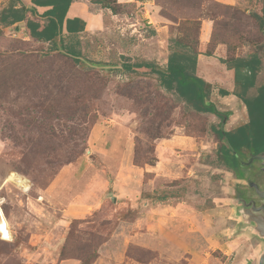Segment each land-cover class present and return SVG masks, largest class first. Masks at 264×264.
<instances>
[{"label": "rangeland", "instance_id": "rangeland-1", "mask_svg": "<svg viewBox=\"0 0 264 264\" xmlns=\"http://www.w3.org/2000/svg\"><path fill=\"white\" fill-rule=\"evenodd\" d=\"M9 1L0 0V11ZM117 1V14L93 0L73 1L72 14L77 7L99 14L82 36L78 67L95 72L97 92L75 84L65 97L50 94L57 88L35 68L12 84L0 65V264H233L232 242L252 234L235 201L251 193L217 158L211 126L219 120L191 113L156 74H130L122 64L161 69L190 44L201 56L195 74L211 86L227 131L246 111L220 96L234 88L220 60L258 54L256 84L264 85L259 0ZM0 28V54L21 48L22 33ZM125 86L135 99L123 96ZM253 244L260 255L264 240Z\"/></svg>", "mask_w": 264, "mask_h": 264}, {"label": "trees", "instance_id": "trees-1", "mask_svg": "<svg viewBox=\"0 0 264 264\" xmlns=\"http://www.w3.org/2000/svg\"><path fill=\"white\" fill-rule=\"evenodd\" d=\"M74 0H30L26 5L23 0H10L8 5L0 11V27L14 26L16 33H22L28 40H20L19 47L0 54V65L3 73L12 84L23 82L31 75L30 69L43 74L42 80L50 79L55 85L49 90L50 94L67 96L68 89L74 90V85H81L82 89L90 90L94 81L95 72L90 69H79L81 57V40L85 30V22L80 18H67V12ZM259 15L255 16L264 45V0H259ZM93 4L101 9L117 14L120 4L117 0H93ZM37 7L47 8L43 13ZM0 28V36H2ZM177 43V41H175ZM47 46L46 52L43 47ZM33 46L37 49H31ZM187 47L186 52H173L167 57L166 67L158 69L154 63L122 64V69L130 74H156L157 81L164 91L174 94L181 100L191 113L209 114L219 120L218 126H211V131L219 142L217 158L219 163L236 175L240 180L245 173L243 162L250 156L264 153V85L256 84L258 73L263 67V60L256 53L248 57H231L221 59L220 62L233 72L234 88L232 92L219 91L221 97L233 95L245 108L246 120L236 127L225 131L226 115L219 112L210 101L211 86L195 74L198 52L193 46ZM207 54L206 57H211ZM35 75V74H33ZM31 78H33L31 76ZM29 78V79H31ZM12 79V80H11ZM17 81V82H13ZM43 92V103L50 99L48 86ZM97 85H93L94 89ZM22 87V85H21ZM99 87L95 89L97 92ZM123 96L135 99V89L126 87ZM96 94V93H95ZM96 96H98L96 94ZM88 95L82 97L84 105ZM92 99H95L90 95ZM61 99V100H60ZM61 102V97H53ZM162 136L153 135L157 140ZM140 157L137 154L136 160ZM155 159V157H153ZM149 162V161H148ZM147 162V163H148Z\"/></svg>", "mask_w": 264, "mask_h": 264}, {"label": "crops", "instance_id": "crops-1", "mask_svg": "<svg viewBox=\"0 0 264 264\" xmlns=\"http://www.w3.org/2000/svg\"><path fill=\"white\" fill-rule=\"evenodd\" d=\"M23 2L26 4V5H30L31 3H30V0H23ZM118 2V1H117ZM219 2H221V1H219ZM223 2V1H222ZM95 5V4H94ZM74 4L72 3L71 4V6L69 7V10H68V12H67V18H80V19H82L84 22H85V30H84V33L83 34H85L88 30H89V28H88V24H89V22L90 21H92V20H94V21H92L94 24H97V19H96V17L99 15L98 14V12H97V14L95 15V16H92V17H89V13L87 12V9L85 10V11H83V9H82V7H77V8H79V13H77V14H72L71 13V11L73 10V8H74ZM96 7H98L97 5H95ZM100 8V7H99ZM37 9V11L39 12V13H43L44 11H46L47 10V8H40V7H37L36 8ZM101 10H104V9H101ZM104 11H107V12H110L109 10H104ZM111 13V12H110ZM112 14V13H111ZM19 36V35H18ZM83 36V35H82ZM24 40H28L27 38H23ZM200 57L201 56H199V58H198V62H197V71H198V68H199V66H200V63H201V60H200ZM205 58V57H204ZM210 57H207L206 59H209ZM220 70H222V69H220ZM199 78H201V77H199ZM204 80V79H203ZM206 80V79H205ZM208 80V79H207ZM208 81H210V80H208ZM213 83V82H212ZM231 96H233V95H231ZM234 97V96H233ZM235 98V97H234ZM236 99V98H235ZM238 101V100H237ZM239 102V101H238ZM243 106V105H242ZM244 107V106H243ZM246 120V119H245ZM245 122V121H244ZM241 123H243V122H240L239 124H241ZM239 124H237V125H239ZM237 125H235V126H233V127H231L230 129H232V128H234V127H236ZM229 129V130H230ZM228 131V130H227ZM226 209V210H225ZM228 208H224L223 207V209H221V212H223L226 216H228L227 214H229L230 215V213H226V212H228ZM230 218V217H229ZM237 222H239V221H237ZM249 230H250V228H248ZM251 231V230H250ZM245 232V231H244ZM244 232H242V233H244ZM252 233V232H251ZM245 234V233H244ZM238 238H240V237H238ZM243 239L241 240V238L240 239H237L236 241H234V242H232V245H234V244H237V246H236V248H235V254H236V258H235V260H234V262H233V264H257V259H258V256L259 255H256L255 253H256V251H255V244H253V242H255V240H259L260 241V239L258 238V236L257 235H255L254 233H252L251 234V236L249 237V238H244V237H242Z\"/></svg>", "mask_w": 264, "mask_h": 264}, {"label": "flooded vegetation", "instance_id": "flooded-vegetation-1", "mask_svg": "<svg viewBox=\"0 0 264 264\" xmlns=\"http://www.w3.org/2000/svg\"><path fill=\"white\" fill-rule=\"evenodd\" d=\"M258 156H264V153L259 154ZM250 157H253L252 161L249 163H246V161L243 162V168H245V173L242 174L240 180L238 179L237 180L243 182V184L248 187L247 190L251 194L243 193L241 196L239 195L235 199L236 203L242 206L243 215L247 220H249L250 218L249 213L257 215L254 211H252L253 204L255 207H259L262 204H264V199L260 198L256 194L255 187L250 185V183L255 184L260 191L264 190V175L261 171L262 162L254 158L256 156H250Z\"/></svg>", "mask_w": 264, "mask_h": 264}, {"label": "water", "instance_id": "water-1", "mask_svg": "<svg viewBox=\"0 0 264 264\" xmlns=\"http://www.w3.org/2000/svg\"><path fill=\"white\" fill-rule=\"evenodd\" d=\"M252 158L253 157L250 158L249 162L252 161ZM254 158H256V159H258V160H260L262 162L261 171H262V173L264 175V156H256ZM250 185L254 186L256 194L260 198L264 199V191H260L255 184H251L250 183ZM252 211H254L257 215L249 213L250 218H249L248 222H249V224L252 223V225H251L252 228L250 227V229H251L252 233L257 235L260 240H264V204H262L259 207H255L254 204H253ZM257 264H264V251L258 256Z\"/></svg>", "mask_w": 264, "mask_h": 264}, {"label": "bare ground", "instance_id": "bare-ground-1", "mask_svg": "<svg viewBox=\"0 0 264 264\" xmlns=\"http://www.w3.org/2000/svg\"><path fill=\"white\" fill-rule=\"evenodd\" d=\"M14 181H15L19 186H21V188L26 186V182H25V180H24L23 178L14 179ZM5 224H6L5 222L3 223V221L0 220V232L3 231Z\"/></svg>", "mask_w": 264, "mask_h": 264}]
</instances>
